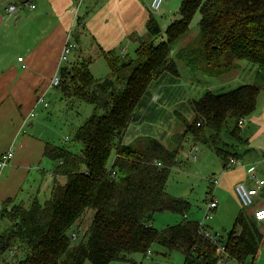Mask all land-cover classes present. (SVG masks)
<instances>
[{
  "label": "trees",
  "instance_id": "1",
  "mask_svg": "<svg viewBox=\"0 0 264 264\" xmlns=\"http://www.w3.org/2000/svg\"><path fill=\"white\" fill-rule=\"evenodd\" d=\"M198 11V33L172 56ZM179 13L181 18L168 25L166 38L159 41L162 28L151 14L147 33L136 36L134 57L103 51L110 69L105 77L91 73V54L71 68L61 66L68 108L84 101L93 104L94 111L75 127V140L82 145L79 153L46 143L44 153L55 163L49 197H36L29 206L14 198L2 202L0 218L11 223L0 233V248L7 251L1 255L3 264H83L86 259L109 264L132 253L147 254L154 243L181 252L185 264H219L223 255L201 233L198 221L184 217L157 229L152 219L157 211L181 213L188 208L166 185L189 136L196 143L210 137L225 169L230 168V158H237V152L218 143L225 129L237 141L242 139L239 121L254 112L264 92V0H182ZM242 60L257 65L254 82L221 93L207 91L191 100L193 119L177 111L181 127L166 143L148 135L123 141L141 97L164 71L178 75L180 61L196 73L219 76L239 68ZM91 210L84 239L74 245L77 234L68 232ZM261 241L257 221L240 213L223 245L224 255L248 264Z\"/></svg>",
  "mask_w": 264,
  "mask_h": 264
},
{
  "label": "crops",
  "instance_id": "2",
  "mask_svg": "<svg viewBox=\"0 0 264 264\" xmlns=\"http://www.w3.org/2000/svg\"><path fill=\"white\" fill-rule=\"evenodd\" d=\"M12 1L15 0H0V155L9 148L14 149L9 164L0 171V202L8 198L16 201L21 199L25 192L23 187H27L31 179L35 181L38 174L43 177V181L48 182L52 178L49 163L45 165V159L49 157L44 153L46 143L52 142V128L45 122L51 113L48 107L38 103L37 96L41 92L48 93L53 88L50 87L51 79L69 61L62 62L60 57L70 29L75 27L76 34L81 36V40L78 38L74 60L88 54L104 58L103 51L114 49L120 53L122 47H126V54L130 56L129 44L138 47L136 36L144 35L147 31L139 29L137 19L147 23L152 14V0H87L80 4L78 0H46L42 12L30 11L28 8L26 12L20 10L8 13L7 5ZM43 15H54L56 23L49 24L40 20L44 19ZM20 56L23 60H18ZM246 61L245 63L243 60L242 66L240 64L231 80L219 81L217 78L234 71L219 76L199 73L209 76L203 77L183 62L178 63V75L164 71L149 84L141 97L123 141L128 143L138 136L152 135L166 143L178 127V123L174 125V122L178 119L176 112L179 110L174 105L183 104L188 97L189 110L185 107V117L191 120L194 117L191 100L212 90L210 86L202 84L203 80L208 85H218L222 87L220 89L229 90L254 82L257 65ZM186 67L192 72L190 74L186 71L188 80L182 77V71L187 70ZM89 68L95 77L93 59ZM247 68L250 72L242 76L239 72ZM210 80L216 81L211 83ZM169 99L175 100V103L169 104ZM146 118L150 119L143 123ZM153 121L159 122L155 134L146 130ZM137 123L143 124L137 126ZM239 125L242 139L233 147V151L237 152L238 162L226 169L223 165V179L228 181L236 200L237 183L244 182L249 187L258 188L249 211V217L255 219V210L264 206V184L257 183L258 179L264 180V92L258 96L254 112ZM252 173L256 174L255 178ZM47 174L51 176L50 179ZM218 178L220 181L219 176ZM22 199L19 201H23ZM257 222L262 241L256 258L264 251V220ZM223 245L220 242V246ZM222 255L226 259L227 255Z\"/></svg>",
  "mask_w": 264,
  "mask_h": 264
},
{
  "label": "rangeland",
  "instance_id": "3",
  "mask_svg": "<svg viewBox=\"0 0 264 264\" xmlns=\"http://www.w3.org/2000/svg\"><path fill=\"white\" fill-rule=\"evenodd\" d=\"M85 1L87 0H78V4H80L81 2L84 3ZM140 1L145 2V0ZM12 2L18 3L19 1L15 0ZM33 2L36 4L37 9L35 8L30 11L42 12V8H45L46 0H33ZM181 3L182 0H165L159 11L150 10L152 12V15L159 21L160 26L162 28L161 37L157 39L158 41L161 38H166L165 32L168 25L175 21L176 18H181V15L179 13V7ZM27 9L28 8H25L23 9V11L26 12ZM43 17L44 19L41 18L40 20L49 22V24L56 23V18L54 17V15H43ZM200 18L201 13L198 11L191 20L190 29L188 33L179 38L178 41L175 43V49L172 53V56L175 57L176 49L186 44V42L190 38L194 37L198 33V22ZM137 20L139 29H147L146 22L144 20L141 22L140 18ZM68 35L70 36V38H72V41L75 42L76 45L79 42L78 40H81V36H78L76 34L75 27L73 29H70V33ZM77 47L69 55V61H65L67 63H65L64 66L71 68V66H73V64L76 62L73 57L78 49ZM136 47L137 45L129 44L130 56H135ZM88 55H84L83 57H86ZM242 62L243 60L240 62L241 66ZM244 62L246 63L247 61L244 60ZM93 65V73L96 78L105 77L110 72L109 65L105 58H103L102 56H93ZM186 69L187 70L182 71V77H184L183 79L189 78L188 72L186 71H189L190 74L192 73L187 67ZM236 70L237 69L232 70L234 72L217 78V80H231V77L233 73L236 72ZM249 72L250 70L247 68L246 70L244 69L239 73H242L243 76ZM198 75H202L203 77H209L199 73ZM210 81L211 83H214V81L216 80ZM202 84L206 85L207 87L210 86V88L212 89L211 91L214 90L213 92L216 93L229 91V89H220L222 87L218 85H208V83H205L204 80L202 81ZM231 84H233V82ZM65 92L66 90L64 88V85L61 83L57 87H53L47 93L46 99L50 104L48 109L51 114L49 118L45 120V122L49 124L50 128H52V137L50 139L52 142L62 147L68 148L73 152L79 153L82 149V145L80 142L75 140V127L79 123H81L86 117L93 113L94 105L88 102L78 101L75 104V108H68L69 104H67L66 100L64 99ZM43 93L44 92H41L40 94H38V96ZM156 93L154 92V94ZM170 97L172 98V96ZM174 101L172 99H169V104H174ZM174 106H176L175 108H178V110L185 116V107H187V110H189L188 97L184 100L183 104L180 103ZM149 119L150 118H146L143 123L147 122ZM143 123H137V126H141V124ZM158 123V121H153V123L147 126L146 130L149 133L155 134V128L158 127ZM176 123H178V127H176L177 130L179 128V125L181 124L179 118H176V122H174V125ZM220 137L221 141L220 144L218 143V146L224 147L230 152H233V147H236L237 140L233 137L231 132L228 129H225ZM208 139V142L199 141L196 143L195 140L191 136H189L188 140L185 143V147L180 151L177 156L178 164H176V166L171 169L169 174L166 190L170 194L179 197L185 202H187L188 208L181 213H177L175 211L170 210L157 211L153 215L152 224L157 229H162L166 226L176 224L177 222L184 219V217H187L190 220L203 222L207 227V230L213 236H215L218 241L220 240L219 242H221L223 245L228 237L229 232L232 230L239 214L242 213L243 216L248 219L250 215L249 211L251 210V208L250 206L244 207L239 197L238 200L233 197V193L231 192L228 181L223 179V161L218 156L215 146L211 142L212 140L210 139V137H208ZM194 154L197 155L196 158H194ZM114 155L115 153H112L108 163L109 166L113 162ZM48 163L50 166V170H52L55 163L49 158H46L45 165H47ZM217 176L220 177V181L217 184H213L211 178H216ZM47 177L48 179H50L51 176L47 174ZM52 179L53 178L48 180V182L46 180L43 181V177H41L40 174L37 175L35 181H32L31 179L27 187H23L25 192L22 195L24 199L20 197L23 200L21 203H23L25 206H29L32 204L36 197H38L40 201H43L47 197H49L51 192V184L53 181ZM212 196H214L218 200L219 205L215 210L212 211V216L206 219L205 211L208 202L210 201ZM2 206V202H0V208ZM92 216L93 211L91 210L90 213H88L86 217L83 218L81 224L76 225L69 230L68 233L70 235H72V233L74 232L77 234V238L72 239V243L74 245L84 239L85 232L87 231L89 223L91 222ZM10 224L11 223L7 219L0 218V233L3 232L6 228H8ZM262 248L263 247H261V249ZM164 251H166V253H164ZM1 255H7V251H4L2 254H0V264H3V259ZM8 258H10V256ZM184 260L185 257L181 252H168L167 250H165V247L161 244L154 243L151 247V252L149 254H144L143 252H136L128 256V259H115L110 261L109 264H183ZM224 261L228 264H237L235 260L228 257H226ZM247 263L264 264V251L261 252L256 259L249 257ZM83 264H93V262L89 259H86Z\"/></svg>",
  "mask_w": 264,
  "mask_h": 264
},
{
  "label": "built area",
  "instance_id": "4",
  "mask_svg": "<svg viewBox=\"0 0 264 264\" xmlns=\"http://www.w3.org/2000/svg\"><path fill=\"white\" fill-rule=\"evenodd\" d=\"M165 0H152L150 4V8L152 11H159L161 9L162 4L164 3ZM25 8L29 9H35L36 4L33 2V0H19L18 3H10L6 10L8 13H13V12H18L20 10H23ZM77 47L76 43L72 41V38L68 36L67 41L64 45V48L61 53V61L65 62L69 59V55L72 53V51ZM121 54L123 56L126 55V47L121 48ZM18 60H23V57L20 56ZM61 83V77H60V71L54 75V77L50 81V87H57ZM47 93L44 92L43 94L38 96V103H41L44 105V107H49V102L46 99ZM33 114V113H32ZM244 118H242L239 121V124H243ZM14 155V149L9 148L5 152H3L0 155V171L4 169L10 162ZM197 155L194 154V158H196ZM238 162V159L235 157L230 158L229 160V167H232L234 164ZM252 177L255 178L256 174L252 173ZM211 181L213 184H217L219 182L218 176L216 178H211ZM258 185L264 184V180L258 179L257 180ZM236 193L244 207H248L252 205L254 201V196L258 193V188L257 187H249L247 186L244 182L237 183L235 186ZM218 207V200L212 196L210 201L208 202L206 211H205V217L206 219L210 218L212 216V211L215 210ZM254 218L256 221H263L264 220V206L259 207L257 210L254 212ZM199 223V228L201 233L205 236L206 239H209L213 243L217 244V253L219 255H222L224 253V247L220 246V242L216 239L215 236H213L208 230L207 227L203 222H198ZM75 237V236H74ZM14 250H10V253L12 254ZM2 253V249L0 248V254ZM148 254L150 253V250L147 252ZM219 264H225L224 258H220L218 261Z\"/></svg>",
  "mask_w": 264,
  "mask_h": 264
}]
</instances>
